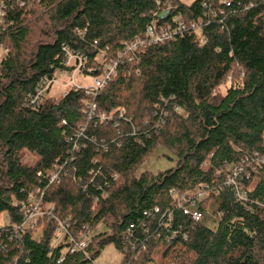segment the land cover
<instances>
[{"label":"trees","instance_id":"16d2710c","mask_svg":"<svg viewBox=\"0 0 264 264\" xmlns=\"http://www.w3.org/2000/svg\"><path fill=\"white\" fill-rule=\"evenodd\" d=\"M24 1L0 0L9 51L0 63V264H90L110 243L120 264H264V0ZM174 17L201 20V35L125 52L153 21ZM64 45L88 56L93 76L106 50L118 75L101 90L28 103L65 69ZM159 146L174 165L138 172ZM234 164L251 172L244 202L226 185ZM196 189L215 227L175 206L172 190ZM36 204L43 214L28 220ZM155 207L172 220L144 214ZM100 223L104 231L70 250L82 226Z\"/></svg>","mask_w":264,"mask_h":264},{"label":"built area","instance_id":"2783aa9c","mask_svg":"<svg viewBox=\"0 0 264 264\" xmlns=\"http://www.w3.org/2000/svg\"><path fill=\"white\" fill-rule=\"evenodd\" d=\"M20 5H24V0H19ZM158 4H160L159 1H157ZM224 3H227L229 5V2L224 1ZM170 7H167L164 9L160 14H162L165 11H168V14L170 12ZM4 9L3 5L0 6V27L2 24H4ZM174 24H160L156 22H152L149 24L146 28L145 37L139 38L130 44L125 46V52L132 53V51H135L139 48H145L149 45L156 44V43H162L164 41H167L169 39L175 38L177 35H183L185 30H200L201 31V20H193V21H185L181 18L174 17L173 18ZM85 33L84 30H78L77 34L82 37ZM98 42L94 41V46H97ZM63 65L65 66V69L61 73H68L72 74V79L67 83H62L61 86L63 88L62 95L66 94V92L70 89H73L74 91L84 89L87 93H90L92 91H97L103 89L105 86L108 85V83L118 75L119 73V59H107V52L106 50H101L97 55V62L99 65L100 72L97 75H94L93 84L91 86L83 87L80 85H77L74 81V76L76 74H86V71H92L97 72L98 68L96 67H88V56L80 51L73 50L69 45H64L63 47ZM9 51L8 48L5 47L0 42V63L1 61L8 55ZM119 56L121 54H118ZM118 56V57H119ZM130 59V57H129ZM130 61V60H129ZM60 74V73H59ZM124 76H129L130 72L123 71ZM58 78V77H57ZM56 79H47L44 78L39 83V85L36 88V93L30 97L28 100V103L32 105H39V103L48 95V92L50 93V90L53 86V84L57 81ZM92 108H95V105L92 106ZM100 119L105 120L110 118V116H106L105 114L99 115ZM253 171H256L255 168L251 169ZM251 172L243 166V164H234L231 167V173L227 176L226 185H230L233 187L235 197L238 201L244 202L246 197V191L242 184V178H247L251 174ZM57 178V174H52L51 181ZM171 194L174 198L175 206L179 209H182L183 212L190 217H192L194 220L199 221L203 220L205 216V212L200 209L201 205V199L204 198L206 195L205 191L203 189H196L193 191H190L188 193L183 194H177L175 190L171 191ZM38 207V204L35 205L34 210L31 211L28 214L27 219L33 220L36 215L43 214L42 211L36 209ZM161 213V210L159 207H155L153 211L146 210L144 214L150 215V214H159ZM168 214V220H172V213L171 210L168 208L166 212L161 213L162 218ZM68 224H65L61 221H58V228L57 231L60 234H67L68 232ZM130 227H133V225H130ZM91 231V228L89 226H82L78 232V235L76 238L70 237V250L76 251L83 249L86 242L89 240L88 236ZM130 233L131 229H128L127 235H126V243H129L130 241ZM80 234L83 236L81 237ZM176 233H173L171 237H167V240L170 241L171 239L176 237ZM88 239V240H87ZM93 262V261H92ZM91 262V263H92ZM90 263V264H91Z\"/></svg>","mask_w":264,"mask_h":264},{"label":"rangeland","instance_id":"374dc122","mask_svg":"<svg viewBox=\"0 0 264 264\" xmlns=\"http://www.w3.org/2000/svg\"><path fill=\"white\" fill-rule=\"evenodd\" d=\"M185 3H191L193 0H181ZM198 36L201 35L200 30H197ZM72 79V74L68 73H60L58 74L57 81L53 84L49 96L55 100H58L62 96L63 88L61 86L62 83H67ZM94 76L86 75V74H76L74 76V81L77 85L87 87L93 84ZM221 93H225L226 87H222L220 89ZM175 155L171 153L165 147L159 146L156 150H154L150 155H148L143 162L138 167V172L140 171H152L154 173H158L159 171L166 170L172 167L175 163ZM203 222L210 226L215 227L216 220L213 218L210 213H206ZM106 226L103 223L98 224L95 229H91L88 238H90L93 234L104 231ZM81 237H83L80 234ZM88 240V239H87ZM123 255L116 248L113 243L108 244L104 247V249L95 257L91 264H120L122 261ZM158 262V261H157Z\"/></svg>","mask_w":264,"mask_h":264},{"label":"water","instance_id":"95a60500","mask_svg":"<svg viewBox=\"0 0 264 264\" xmlns=\"http://www.w3.org/2000/svg\"><path fill=\"white\" fill-rule=\"evenodd\" d=\"M167 14H168V11H165V12H163L162 14H160V17H166Z\"/></svg>","mask_w":264,"mask_h":264}]
</instances>
